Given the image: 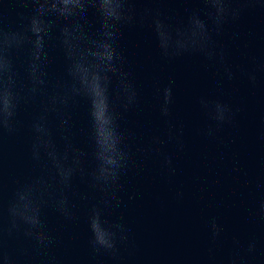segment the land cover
Wrapping results in <instances>:
<instances>
[{
	"label": "water",
	"instance_id": "1",
	"mask_svg": "<svg viewBox=\"0 0 264 264\" xmlns=\"http://www.w3.org/2000/svg\"><path fill=\"white\" fill-rule=\"evenodd\" d=\"M125 2L134 17L118 26L112 42L119 58L110 71L100 68L113 84L131 85L136 92L133 106L116 108L129 154L120 187L104 190L93 179L86 98H75L67 111L72 141L85 153L71 181L57 174L51 160L31 157L34 137L43 136L34 126H49L52 102L62 96L69 63L65 50L79 56L105 39L93 8L82 21L81 38L70 35L67 45L60 42L66 22L46 18L43 51L32 49L31 58L45 73L44 84L35 92L26 90L29 98L18 110L16 133L0 129V264L5 256L7 264H264V219L259 216L264 201V0H229L239 12L226 19L218 35L212 31V59L201 51V30L190 20L192 12H200L211 29L203 0ZM31 11V0H0V29L19 28ZM145 12L151 16L140 15ZM26 59V49L14 55L22 75ZM217 103L228 109L225 122L212 118ZM103 107L98 99V116ZM54 142L62 151L64 142L58 137ZM21 196L39 210L52 238L47 248L22 231L8 233V208ZM94 213L123 225L125 239H117L115 253L93 249L89 224ZM212 217L222 227L215 240L208 227Z\"/></svg>",
	"mask_w": 264,
	"mask_h": 264
},
{
	"label": "clouds",
	"instance_id": "2",
	"mask_svg": "<svg viewBox=\"0 0 264 264\" xmlns=\"http://www.w3.org/2000/svg\"><path fill=\"white\" fill-rule=\"evenodd\" d=\"M31 7V14L23 17L24 22L19 28L8 31L0 29V57L3 63V70L0 72V129L9 134L16 133L18 110L21 104L27 102L26 90L30 88L35 92L36 85L44 84L40 77L45 73L31 63V58L34 55L32 49L39 48L43 51L46 18L54 17L57 21L66 22L60 32V42L67 45L70 35L76 40L81 38L85 25L82 21L86 20L88 10L93 8L98 13L100 31L105 39L96 41L92 47L84 49L79 56H74L70 49L65 50L69 63L65 69L62 96L52 102L49 126L45 129L34 126L35 132H43V136L34 137L30 149L31 157L34 161H40L46 157L58 169V175H62L66 182L71 181L81 163L78 157L85 153L72 141L74 134L67 118V111L75 102V98H86L88 135L94 147L92 155L96 161L93 179L97 184H102L104 190L119 188L120 177L128 164L129 154L126 150L127 146L123 144V135L119 131L116 108L119 106L126 111L129 106H133L136 92L131 85L121 87L118 83L113 84L100 68L104 66L105 72L110 71L114 61L119 58L112 42L118 37V26L133 19L134 8L129 7L125 0H45L44 4L31 0ZM238 12L239 9L230 4L229 0H203V15L210 21L211 29L205 19L201 18L200 12L190 14V20L201 30L203 38L201 51L207 59L215 56L212 31L218 35L226 19L236 18ZM140 15L151 16L147 12ZM75 33L80 35H73ZM170 38H174V35L170 34ZM156 40L158 43L159 31L156 32ZM26 44H30L31 47H25ZM25 49L27 59L22 75L17 69L14 55ZM35 58L39 59L38 56ZM220 59L223 60L222 54ZM225 72L231 79V72H228L227 68ZM249 79L254 80L255 77L249 76ZM164 92L167 102L171 96V87L165 88ZM101 98L104 104L103 115L98 116L96 102ZM227 111L226 106L217 103L212 118L218 122H225ZM162 112L167 115V108L162 109ZM56 137L64 142L62 151L56 149L54 142ZM165 163L171 162L165 159ZM113 198L115 199V196ZM66 202V200L61 201L62 204ZM8 216L11 224L7 230L9 234L12 230L22 231L25 237L34 240L41 248H47L52 243V238L40 219L39 210L25 197L21 196L19 202L9 206ZM259 216L264 219V201L259 203ZM208 227L212 239L215 240L220 235L222 227L215 217L210 218ZM89 228L92 234L90 243L96 251L103 249L115 253L117 239H125L123 225L105 221L100 218L99 213H94ZM253 246L250 243L248 250L251 251ZM4 261L7 264V256L4 257Z\"/></svg>",
	"mask_w": 264,
	"mask_h": 264
}]
</instances>
